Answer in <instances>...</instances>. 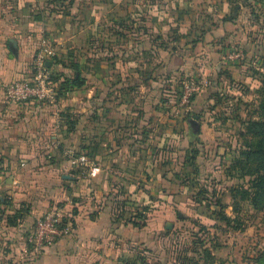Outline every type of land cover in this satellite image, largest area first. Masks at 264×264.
I'll return each instance as SVG.
<instances>
[{"label": "rangeland", "instance_id": "374dc122", "mask_svg": "<svg viewBox=\"0 0 264 264\" xmlns=\"http://www.w3.org/2000/svg\"><path fill=\"white\" fill-rule=\"evenodd\" d=\"M8 5L16 6V18L25 14L36 22L33 56L40 39L50 44L55 89L76 77L74 65L73 86L85 85L89 99L101 81V128L112 127L117 146L130 147L133 178L146 185L143 200L127 194L125 208L112 199L117 222L94 238L92 251L67 242L64 264H264V206L241 200L240 191L237 203L231 197L252 178L253 161L241 152L256 141L246 124L260 115L264 100V0H0L2 20L10 18L3 12ZM64 116L60 128L72 133L53 146L88 158L89 166L75 162L82 176L96 163L98 145L109 148L107 139L94 132L92 114L79 123L74 113ZM190 119L199 123L194 134ZM25 203L8 225L26 224L32 208ZM61 204L47 205L27 226L55 206L74 219L77 208ZM221 211L228 220L220 219ZM128 219L145 225H123ZM28 234L14 242L20 253ZM2 249L13 253L10 264H37L47 250L24 257L9 244Z\"/></svg>", "mask_w": 264, "mask_h": 264}, {"label": "crops", "instance_id": "0c3cea01", "mask_svg": "<svg viewBox=\"0 0 264 264\" xmlns=\"http://www.w3.org/2000/svg\"><path fill=\"white\" fill-rule=\"evenodd\" d=\"M8 6L10 8L6 7L8 10L3 12L11 14L9 20H2L6 15L0 14V264H10L6 260L13 256L12 252L2 249L3 244H9L12 250L16 248V256H24L14 242L17 244L18 238L30 229L27 222L34 218L35 213L58 202L62 203L61 206L77 208L73 213L74 233L48 247L37 264H64L62 251L67 242L71 241L70 245L76 246V249L92 251L94 238L108 234L110 227H114V221L117 222L112 218L110 208L113 201L119 199L124 204L130 203L128 193L143 200L145 193L142 187L146 185L142 177L133 178L128 162L133 154L130 147L127 144L117 146L118 132L112 127L107 131L101 128L103 88L100 80L97 79L92 86V99H89L91 93L85 85L66 84L56 103L50 105L18 104L4 100L5 85L29 74L33 59V39L30 38L36 29V22L28 15L27 18L25 14H17L16 18V6ZM11 41L16 44L14 52ZM78 69L76 77L79 76ZM65 70L70 71L69 68ZM82 74H85L83 70ZM157 103L154 113L158 116L160 110ZM65 112L74 113L78 123L92 114L94 132L102 135L100 139H107L109 146L103 149L105 142L98 145L94 154L96 163L82 176L77 173L80 169L74 159L69 158L65 150L62 152L60 146H53L55 141L58 144L65 142L72 133L60 128L65 123ZM43 145L51 147L48 150L38 148ZM46 155L49 160H46ZM228 168L230 166L225 165L224 172L227 173ZM64 170H69V173ZM59 173L64 178V185L59 181ZM22 203L32 208L26 214V224L8 225L9 216ZM96 209V212L93 211ZM123 225L132 224L124 220ZM71 237L75 239L71 240Z\"/></svg>", "mask_w": 264, "mask_h": 264}, {"label": "built area", "instance_id": "2783aa9c", "mask_svg": "<svg viewBox=\"0 0 264 264\" xmlns=\"http://www.w3.org/2000/svg\"><path fill=\"white\" fill-rule=\"evenodd\" d=\"M52 53L50 44L45 39H40L34 52L30 73L27 76L15 79L6 84L3 97L9 103L53 104L57 100V92L51 84V71L47 66L49 54ZM80 165L89 166L90 162L85 155L73 157ZM70 219L58 207L48 209L38 217L26 239L27 246L23 248L25 255L36 257L45 251L58 238L72 231Z\"/></svg>", "mask_w": 264, "mask_h": 264}, {"label": "trees", "instance_id": "16d2710c", "mask_svg": "<svg viewBox=\"0 0 264 264\" xmlns=\"http://www.w3.org/2000/svg\"><path fill=\"white\" fill-rule=\"evenodd\" d=\"M77 68V65L73 66L74 71H77ZM74 76H76V74H74ZM78 77L64 79L63 83H60V85L56 87L58 97L59 95H61L62 88L65 86V84L73 86ZM260 108V115L256 119H249L246 124L248 133L252 136V138H255L256 141L255 143L247 145V148L245 147V151L243 149V151L241 152L242 156H245V158L248 159L250 162L253 161L252 163L254 164L252 172H250V175H252V178L249 181L250 185L245 189L244 187L239 186V189L231 190L232 202L237 203L238 199L236 198V193L240 191L241 200L246 199L256 209L262 208L264 206V100L260 101ZM118 204L120 205V208H124L123 202H120ZM215 204L218 205L221 209L227 208V204L221 203L218 198L216 199ZM141 215L142 214L139 213L137 214V217H140ZM220 215V219L228 220V217L224 216V213L222 211ZM9 220L10 217L8 218V221ZM70 221L72 223V226L74 227V220L71 218ZM126 222H129L136 227H142L145 225V223H138L136 221H133V219H128L126 220Z\"/></svg>", "mask_w": 264, "mask_h": 264}, {"label": "water", "instance_id": "95a60500", "mask_svg": "<svg viewBox=\"0 0 264 264\" xmlns=\"http://www.w3.org/2000/svg\"><path fill=\"white\" fill-rule=\"evenodd\" d=\"M11 44H12L11 49H15L16 44L14 43V41H11ZM189 123H190V129L192 131V134L196 133L199 130V123L195 119H190Z\"/></svg>", "mask_w": 264, "mask_h": 264}]
</instances>
